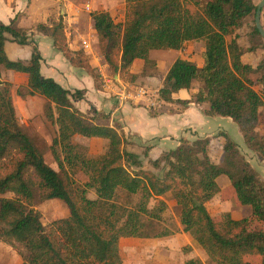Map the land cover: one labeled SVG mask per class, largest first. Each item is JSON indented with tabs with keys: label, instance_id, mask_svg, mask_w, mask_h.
I'll list each match as a JSON object with an SVG mask.
<instances>
[{
	"label": "trees",
	"instance_id": "16d2710c",
	"mask_svg": "<svg viewBox=\"0 0 264 264\" xmlns=\"http://www.w3.org/2000/svg\"><path fill=\"white\" fill-rule=\"evenodd\" d=\"M127 7L123 23H116L108 11L91 13L112 73L135 82L155 67L151 50L181 49L188 42L205 41L203 66L178 58L159 97L184 108L207 102L205 113L231 117L247 147L264 161V132L259 130L264 57L257 65L243 60L247 52L264 49V38L256 24L249 46L241 45L237 34L247 19H255L258 5L254 0H209L203 12L197 13L183 0H127ZM37 29L52 37L72 64L98 76L87 57L80 58V52L78 58L73 54L77 51L69 48L62 22L38 24ZM232 35L229 41L227 37ZM255 37L260 38L258 44ZM8 40L21 45L33 41L28 31L17 28L14 22H0V194H13L0 196V242L17 250L22 264H123L120 239L148 236L143 216L160 219L168 206L164 197L176 202L183 230L210 260L217 264H264V179L227 133L219 134L223 137L219 161L210 155L213 137L182 138L175 149L150 159L153 169L145 168L143 158L128 149L129 142L117 127L98 122L106 116L89 115L75 106L86 90L65 88L45 77L36 45L28 62L10 59L5 48ZM136 59L145 61L141 73L130 71ZM2 69L27 73L26 92L20 93L46 98V115L59 127L51 145L57 168L46 162L35 140L19 124L12 83L1 78ZM194 80L201 85L192 99L175 96L190 89ZM256 86H261L260 90ZM75 136L107 140V149L90 156L83 147L82 153L80 145L73 142ZM76 170L88 178L83 187L71 184L69 176ZM221 175L229 177L239 202L252 207L250 215L236 219L230 211L219 216L209 211L207 202L221 191ZM88 189H94L97 197L89 198ZM122 192L127 197L140 194V201L133 207L122 206L118 203ZM37 196L63 200L70 215L47 227L35 206ZM151 200H157L158 205L150 207ZM185 247L193 251L190 245ZM184 264L204 262L193 257Z\"/></svg>",
	"mask_w": 264,
	"mask_h": 264
},
{
	"label": "crops",
	"instance_id": "0c3cea01",
	"mask_svg": "<svg viewBox=\"0 0 264 264\" xmlns=\"http://www.w3.org/2000/svg\"><path fill=\"white\" fill-rule=\"evenodd\" d=\"M62 1L63 0H52L49 3H45V0H0V22L4 24H11L14 22L17 28L27 30L31 36V40L33 41L32 44L21 45L17 42L8 40L6 42V46L7 43H10V48L9 46L8 49L6 46L5 48L10 59V53H13L17 56V58H19L17 60L28 62L32 56L33 45H36L42 55V74L45 77L55 79L65 88L86 90L84 98L75 102V106L89 115L92 114L99 118L106 116L103 119L101 118L98 122L117 127L119 132L124 135L126 140H128L131 147L144 148V150L148 152V157H150L151 152L157 148H159L160 155L165 150L175 149L180 144L182 138L196 140L198 138L213 137L210 147V155L215 161H219L220 157L215 159L212 154V150L216 144L221 149L222 154L223 137L219 134L224 132L237 142L242 153L246 155L250 163L264 179V161H261L257 157L256 153L247 147L239 125L231 117L206 114L205 111L209 108V104L207 102L191 103L188 107L184 108L179 103H169L164 101L162 107L156 110L150 109V107L146 106L143 102L139 103L131 100L120 101L115 95L116 93L106 87L105 89L103 84H101V81H99L102 78L100 76V69L98 66H102V70L105 74L113 73L102 54L98 55L97 53L94 58L88 54L92 53V49L87 47H90L91 44L94 45L95 42L99 44V36L94 28V20L92 16L90 19L95 35H93L90 39L91 42H88L85 40L87 36L83 34V38L86 43V47L84 49L89 55L85 54V57L90 58L89 63L92 67L97 69L96 73L98 76L95 77L84 67L72 64L64 52L56 46L54 39L37 29L38 24L53 26V21L59 20L61 18L60 14L64 13L62 17L65 25L67 26L65 27V34L67 36L68 46L71 50L81 49L79 45L81 43L80 38L82 37L79 24L81 17L80 12L75 10L74 3L71 0H64L63 3ZM15 43L19 45L18 48ZM20 46H29L30 48H21ZM159 50H172L174 54H165L162 58L157 59L151 57V53L153 51L151 50L150 58L154 61L155 66L150 70L151 73H149L148 76H140L136 79V82L124 80L119 77L121 75L113 74L114 78L120 81L115 83V87L122 89L121 85H123L124 87H129L125 88L126 90H131L139 87L136 84L145 82L146 84H144L146 86L144 87L159 96V90L164 84L166 75L178 58L193 61L199 67H202L204 64L203 52L205 50V41L203 40L188 42L181 49ZM248 53L258 54L260 52L257 50L255 52H247L246 54ZM261 59L262 57L259 58L256 63L252 60L248 63L257 65ZM144 67L145 62L142 70L134 73H141ZM99 76L101 79H99ZM157 77H160V84L157 88H155L149 82L157 80ZM1 78L4 81L12 83L13 96H15L14 90H18L19 88L26 89L29 82L27 73L19 71L11 72L7 71V69H2ZM200 85V82L197 87L192 84L190 89H182L176 93L175 96L181 98L182 100H190L193 95L199 91ZM27 99V102H24V104L26 105V103H28L26 108L28 107V112L31 115H36V110H38V108H34L31 105L33 100H37L40 103L39 106L41 110L45 107L46 98L42 95H28ZM80 103H83V108L79 106ZM262 107L260 108L259 130L264 132L262 129L264 126ZM17 111L18 109L16 107V112ZM131 151L135 152L134 150ZM135 153H137V151ZM249 157H251V159ZM150 159L155 158H149V162ZM221 176L218 178V183ZM222 194L223 192L221 187V191L213 199L207 202V207L210 212L211 206L215 202L220 206L223 204L221 202V199L223 198ZM171 201L176 204L174 200ZM180 235L181 240H183L186 245H190L193 249V251L186 254L183 264L188 259L193 257H199L203 262H205L208 258L206 251L202 247L199 248L195 244L196 241L193 240L184 230H182Z\"/></svg>",
	"mask_w": 264,
	"mask_h": 264
},
{
	"label": "rangeland",
	"instance_id": "374dc122",
	"mask_svg": "<svg viewBox=\"0 0 264 264\" xmlns=\"http://www.w3.org/2000/svg\"><path fill=\"white\" fill-rule=\"evenodd\" d=\"M52 0H45V3H49ZM74 3L75 10H78L80 12V30L82 37L81 43L79 44L81 49H77L76 53L73 52V54L78 58L79 52H80V58H84L85 54L90 55L92 58L95 57V55L102 54V50L100 47V39L99 44L96 42L90 45L92 49V53H86L85 47L86 43L83 38V34L86 35V39L88 42L92 38L93 35H95V32L93 31V25L91 23V13L92 12H99V11H108L112 14V16L115 19L116 23H123L126 20L127 16V0H71ZM185 5H187L189 8L197 12H203L204 6L209 0H183ZM261 0H254L255 4H259ZM64 0L62 1V3ZM43 3V4H45ZM60 14V11H59ZM63 14H60L61 18L59 20L53 21V23H59L62 22L65 27H67L63 21ZM262 23L264 26V8L262 11ZM255 25V19L249 18L247 19L243 26L237 30L238 34V40L242 45L248 46L252 43L251 41V32L253 30V26ZM234 35L227 37V39L230 41ZM67 37V36H66ZM264 40V39H263ZM91 42V41H90ZM254 42L258 44L260 42L259 37L254 38ZM16 44V43H15ZM17 48H18V44ZM8 46L10 48V43H7L6 48L8 49ZM21 48H30L29 46H20ZM264 47V45H263ZM262 47V48H263ZM260 53L258 54H246L243 57V60L246 62H251V60L256 63L259 58L264 57V49H258ZM173 52L172 50H153L151 53L152 58L160 59L165 54H174L170 53ZM88 55V56H89ZM103 55V54H102ZM11 59L17 60L16 55L13 53H10ZM99 57V56H98ZM90 59L89 57H87ZM143 59H136L133 63V66L131 67V71L133 72H140L142 70V67L144 65ZM164 64V63H163ZM153 65V64H151ZM150 65V66H151ZM168 65V64H167ZM167 67V66H166ZM98 68H100V76L99 81L102 82L103 77L109 76L112 79H114V83L120 82L119 80L114 78L113 74H105L102 70V66L99 65ZM162 70L161 68H159ZM158 69V70H159ZM7 71L11 72H17L14 70ZM105 74V75H104ZM124 80L129 81L125 78V76H119ZM160 77H157V80H152L149 83L153 85V87L157 88L160 84ZM139 81V80H138ZM137 81V82H138ZM136 82V81H135ZM140 82V81H139ZM145 82H140L139 84H136L138 86H146L144 84ZM193 84L197 87L199 86L198 80H194ZM121 85V84H120ZM122 91H124L125 88L121 85ZM105 88V86H104ZM137 88V87H136ZM257 90H260L261 86L255 87ZM14 89V88H13ZM106 89V88H105ZM20 91L26 92V89L19 88L18 90H14L15 98L14 99V105L17 107L18 111L17 118L18 122L21 125V127L35 140L38 147L41 149V151L44 154V158L48 164H50L53 167H58L57 162L55 161V158L52 153L51 145L53 143L54 137L58 135L59 127L58 125L53 122L51 119H49L46 115L45 107L43 110H41L39 106V102L37 100H33L31 105L34 108H38L36 110V115L30 114L28 112V107L26 108V105L28 106V103L26 105L24 102H27V96L26 94H21ZM77 102V101H76ZM80 107L83 108V103L79 104ZM15 107V108H16ZM32 108V107H31ZM83 112V111H82ZM262 115H263V122H264V107H262ZM264 130V126L262 127ZM73 142L75 144L80 145L78 147L79 151L83 153V147L86 148L85 152L86 154L90 156L99 155L101 153H104L107 149L108 141L104 139H97V138H84L82 136H75L73 138ZM61 158H64V153L61 151V148L57 147ZM129 150H134L143 158L144 160V166L148 169H153L151 166V163L149 162V158H156L159 154V148L156 150H153L150 154V157L145 154L146 150L144 148L140 147H131L128 144ZM212 154L215 159H218L221 154V149L219 146L215 144V147H213ZM251 159V157H249ZM70 169V168H69ZM70 180L71 184L76 186H84V183L88 180L87 176L83 174L81 170H76V172L71 171L70 174ZM219 184L222 187V199L221 206L217 204L216 202L211 206V213L213 215L219 216L220 213L223 211H230L232 215L236 219L243 218L247 215H250L252 213V207L250 205H242L236 195L235 189L229 179L228 176L222 175L219 179ZM0 196L4 197H12L13 194L8 192L6 194H0ZM87 196L89 198H96L97 193L94 189H88L87 190ZM141 195H133L132 197H127L125 193L119 194L118 203H120L122 206H136V204L140 201ZM166 200L168 206L166 207L164 212H161V218L160 219H152L147 215L143 216V220L145 222L144 230L147 233L148 236L143 237H123L120 239V253L123 259V264H183L184 258L187 253L191 252L187 249H185V242L181 240V232L183 230V226L180 221V209L179 207L171 201L170 198L164 197ZM157 200H151L149 202V206H157L158 205ZM35 206L37 209H39L42 213V220L43 223L48 227L52 224L54 220L65 218L70 215V210L67 204L58 198L54 199H48V200H41L39 196L36 197L35 200ZM166 232H169L165 236H160V234H164ZM196 241V240H195ZM195 244L201 248V246L198 245L197 242ZM207 254V253H206ZM208 256V255H207ZM254 261L258 262L259 258L254 257ZM23 260L20 254L15 250L11 245L7 243L0 242V264H22ZM204 264H217L216 262L212 261L207 258V260L204 262Z\"/></svg>",
	"mask_w": 264,
	"mask_h": 264
},
{
	"label": "built area",
	"instance_id": "2783aa9c",
	"mask_svg": "<svg viewBox=\"0 0 264 264\" xmlns=\"http://www.w3.org/2000/svg\"><path fill=\"white\" fill-rule=\"evenodd\" d=\"M102 81L106 88L116 93L115 95L118 97L120 101L131 100L139 103L143 102L146 106L152 109H160L163 105L164 101L161 100L157 94L150 91L148 88L144 86H139L131 90L124 89V91H122L121 89L115 87L114 79H112L111 77L105 75Z\"/></svg>",
	"mask_w": 264,
	"mask_h": 264
},
{
	"label": "water",
	"instance_id": "95a60500",
	"mask_svg": "<svg viewBox=\"0 0 264 264\" xmlns=\"http://www.w3.org/2000/svg\"><path fill=\"white\" fill-rule=\"evenodd\" d=\"M263 8H264V0H261L258 4V8H257V12H256L255 24H256V27L259 30L260 34L264 38V26L262 23Z\"/></svg>",
	"mask_w": 264,
	"mask_h": 264
}]
</instances>
